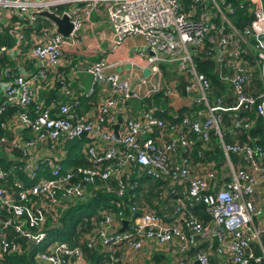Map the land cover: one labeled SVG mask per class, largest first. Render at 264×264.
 <instances>
[{
	"label": "built area",
	"instance_id": "obj_1",
	"mask_svg": "<svg viewBox=\"0 0 264 264\" xmlns=\"http://www.w3.org/2000/svg\"><path fill=\"white\" fill-rule=\"evenodd\" d=\"M184 1L187 0H0V32L10 27L14 36L11 46H0V54L17 60L29 44L27 53L37 66L30 72L17 63L0 71V128L11 132V138L0 135V153L18 149L20 154L8 159L33 181L26 184L15 177L14 189L0 186V213L7 214L5 219L0 216V262L6 254L21 251L20 243L10 239L4 228L11 226L31 245L39 243L46 236L48 212L56 216L71 202L102 186L109 191L111 180L118 181L116 194L121 196L125 186L122 177L133 164L152 178L166 177L184 183L181 194L192 204L204 205L211 228L184 210V204L176 209L178 215L172 221L148 210L136 216L134 205L128 206V216L126 209L119 208L115 214H104L99 229L86 238L87 247L98 244L106 253V260L98 264H139L136 259L128 261V251L139 252L148 241L159 245L175 242L176 255L179 254L175 264H213V249L225 259L224 264H248L250 259L264 264V148L255 140L225 141L227 131L251 129V113L264 118V0H189L187 11ZM98 4L110 25L114 45L128 36L144 38L152 73L160 76V64L177 62L175 67L185 79V90L198 107L195 116L184 115L177 125L167 123L157 115L163 108L155 104L145 107L138 116L128 115L127 102L138 97V93L117 74L106 73L108 65L102 60L86 68L94 84L103 83L107 88L96 114L76 115L67 103L58 105V112L52 114L53 105H46L30 82L38 79L48 88L58 83L62 95L70 94L66 78L58 71L63 49L78 39L81 27ZM59 6L64 8L58 10ZM237 9L246 10L251 16L250 23L241 28L228 18ZM43 10L59 16L66 14L72 29L62 35L50 21L51 27H42L38 32L32 28L31 40L27 42L25 28L34 26V13ZM21 15L27 21L24 24L19 21ZM15 16L18 19L12 22ZM200 52L203 59L214 62L218 81L231 94L230 104L226 103V96L214 93L210 78L197 69L194 58ZM160 91H164L161 77L145 96L149 98ZM168 93L169 89L164 92ZM12 106L20 111L4 117ZM118 109L123 114V132L119 127L115 133L110 126ZM225 113L231 115L229 129L223 125ZM182 128L203 142L215 137L225 158L227 181L219 179L213 169L192 173L187 158L181 163L171 160L178 147L186 152L193 143L186 133L178 132ZM154 129L172 136L176 133L177 137L158 142L150 135ZM82 133H86L83 138L88 141L84 154L89 165L66 167L58 154L59 141ZM231 153L237 154L243 164L235 165ZM46 171L48 177L43 176ZM6 174L0 167V180ZM123 220L127 224L122 229ZM201 237L202 242L198 241ZM204 241L205 248L201 249L199 245ZM195 247L200 250L187 255ZM255 247L258 255H254ZM36 261L90 264L80 246L66 242L49 245L36 255Z\"/></svg>",
	"mask_w": 264,
	"mask_h": 264
},
{
	"label": "trees",
	"instance_id": "obj_2",
	"mask_svg": "<svg viewBox=\"0 0 264 264\" xmlns=\"http://www.w3.org/2000/svg\"><path fill=\"white\" fill-rule=\"evenodd\" d=\"M227 1L232 3L238 2V0ZM189 4V0L184 1V10H189ZM61 8H64V6H59L58 10ZM228 18L237 28H241L249 24L251 21V16L248 15L247 11L240 9H237L233 14H229ZM40 19L48 20L46 18L36 16L34 26H32L35 28L36 32H38L42 27H45L41 24ZM11 20L14 22L17 20V17H12ZM24 22L26 23L27 21ZM10 29V27H5L3 31L0 32V45L6 44L11 46L13 44L11 40H9ZM30 30L31 28H25L26 33ZM207 45H205V47ZM28 47L29 44H27L24 49L27 50ZM202 55L203 53L200 52L194 58L197 69L210 78L212 87L214 88V91H216L215 93L221 94L223 92V87L216 77L215 64L211 60L203 59ZM0 65H8L10 67L15 66L14 62L8 57V55L0 56ZM160 68L164 78L166 79L172 78V74L176 73L175 71H172V65L168 63L160 64ZM254 81L257 83L256 77ZM58 89H60V85L56 83L54 87L48 89L50 90V93H48L49 96L42 98L46 105H53V115L58 112V105L62 104L61 99L64 97L61 92H58ZM85 100L86 99L79 100V103H77L76 110L74 109L76 115H81L80 107ZM229 100L230 98H227L226 103ZM145 101L147 104L153 103L158 106H162L163 112L160 114L158 113L157 115L165 122L176 125L181 123V119L184 115H186L188 110L186 107L182 106L173 111V107L170 105V98L168 95L164 94V91H160L152 95L150 99H146ZM19 111L20 109L17 106L8 107L4 117ZM195 111H197V109ZM172 112L173 114H176L175 117ZM195 115L196 114L194 112L192 116ZM249 117H251L254 122L251 129L246 132H240L239 130L235 133L227 131L225 132V141L233 142L234 140H237L239 142H245L255 140L256 143L260 144L264 148V118L255 116L253 113H251ZM223 118L224 127L229 129L231 125L230 113H225ZM160 131L161 130L158 131V129H154L150 135L154 136L156 132ZM189 134L192 133L189 132ZM0 135H6L11 138V132L1 128ZM191 139L194 143L191 144L190 149H188L183 155H186V157L190 159L193 164H199V167L201 168L195 169V173L202 172V169L204 168L213 169L219 179L227 181L229 177L227 176L225 158L215 137L213 135L210 136L207 142L198 140L194 135L188 140ZM76 144L69 149L66 153V157L63 159L62 163L66 167L89 165V162L82 152V147L76 148ZM9 152H11L10 154L12 156H18L20 154L19 150L15 148H11ZM230 158L235 165L240 163V157L237 154L231 153ZM0 167L7 171L4 180H0L1 187L9 190L14 189L13 179L15 177H19L26 184L33 183V181H30L27 178L25 173L21 172L17 168L15 162L8 159V156L4 154V150L0 153ZM124 175L126 176L124 182L125 186L121 196L116 194L118 181L111 180L108 181V185L111 188L109 191L106 190L105 186H102L94 193H90L87 197L71 202L66 209L60 211L56 216L52 212H48L44 224L47 229L46 236L39 243L31 245L24 237L16 234L11 226L4 228L3 230L8 237H10V239L20 243L21 251L6 254L1 259L0 264H37L36 255L39 252L45 251L49 245L55 242H66L70 246H80L88 257L90 264L104 262L106 260V253L103 250L99 251L97 247H87L86 238L93 235L99 229V221L102 220L104 214H115L119 208H124L126 209L125 214L128 216L129 211L127 208L129 205H134L136 207V216L139 215L142 210H148L154 212L160 217H163L166 221H172L175 216L178 215L176 213V209H180V206L184 204V210L188 211L189 214L201 221L204 226L209 224L210 217L206 213L204 205L192 204L181 194V191L183 190L182 188L185 186L184 183L179 184L178 181L174 182L166 177L159 179L152 178L145 175L137 165L133 164L128 168ZM172 190H175V193H171ZM2 215L6 216L7 214L5 211H2ZM203 243L204 244L199 245L201 249L205 248L206 242L204 241ZM213 245H217V241L215 239L213 240ZM196 250H200L199 247H195L193 251H188L187 255H192ZM164 260L165 257L156 255L151 263L165 264ZM248 264L255 263L249 261Z\"/></svg>",
	"mask_w": 264,
	"mask_h": 264
},
{
	"label": "crops",
	"instance_id": "obj_3",
	"mask_svg": "<svg viewBox=\"0 0 264 264\" xmlns=\"http://www.w3.org/2000/svg\"><path fill=\"white\" fill-rule=\"evenodd\" d=\"M1 18L3 19V16ZM26 27L31 28V30L26 33V40L28 42L31 40L30 34L32 33L33 27L32 25H27ZM9 32V40H11V42L13 43L14 36L11 29L9 30ZM112 39L113 38L110 25L107 23L104 17L101 5L98 4L91 12L89 20L85 22L81 27L78 39L74 42L73 45H66L63 49L62 64L59 66L58 71L66 78L68 86L70 88V94L63 95L64 97L63 99H61L62 103H67L70 106L71 110L74 111V109L76 110V105L77 103H79V100L86 99L85 101H83V104L80 107V114L86 116L96 114L101 99L107 93V88L103 83L94 84L92 82V77L87 72L86 68L88 64L102 60L108 65L105 70L106 73L117 74L120 79L128 81L131 87H133L138 93V97L132 98L127 102L128 115L138 116L145 107L150 105V103L147 104V102L145 101L146 99H150V97L148 98L145 95L149 88L159 79V77H161L164 92H167V90L169 89V93L167 95L170 98V105L173 107V111L179 107L184 106L188 109L186 115L192 116L195 110H198V107H196V105L192 102L189 93L186 92L184 94L179 88L178 85L180 83V80L181 78L184 79V77L180 74L175 66H172L171 68L172 71L176 72L172 74L173 77L171 78V80L164 78L162 70L160 76L150 71L149 66L147 65V44L142 36H128L118 46L113 44ZM27 50L23 48V53L21 54V56L17 60H11L15 65L18 63L25 71L34 72L37 66L34 61L29 58ZM4 55L7 56V54L5 53L0 54V56ZM1 66L2 65H0V69L8 65H4L2 67ZM255 77L257 82H259L257 74H255ZM30 85L36 92L38 97H40L41 99L49 96L48 93H50V90L48 89L50 88L46 86L44 81L34 79L31 80ZM169 85H172L173 89L169 87ZM222 87L223 92L217 95H222L230 98V100L227 102V104H230L232 102L231 94L226 90L223 84ZM58 92H61V90L58 89ZM215 92L216 91H214V93ZM158 107L163 108L162 106ZM118 115H121V117L123 116V114L120 113V109L115 112V122L112 124V126H110L111 130H113V125L117 122ZM173 116L175 117L176 114L174 113ZM119 131L123 132L121 127L119 128ZM178 132L186 133L188 139H190V137L192 138L193 136L183 128L178 130ZM17 134L19 136H22V133L20 132H17ZM23 134L25 135V132H23ZM172 135L173 134L170 135L167 132H156L154 137L158 142L162 143L177 137L176 133L174 134V136ZM82 139L78 140L76 143H78ZM65 141V139H62L58 144L61 150L58 152V154L62 159L66 157V153L69 151V149L76 144L75 143L74 145H72L66 151L64 150ZM190 141L194 143L192 139ZM84 148L85 147H82L83 154ZM9 151L10 150L8 149L4 150V154L7 155L8 158L12 156L10 154L11 152ZM184 153L185 152H183L182 148L178 147L177 151L171 155V160L176 163H181L183 158H187L186 155H183ZM187 160L190 168H192L191 172L195 174V169H200L201 167H199V164H193L190 159L187 158ZM242 164L243 162L240 161L238 165ZM43 176L48 177V172H44ZM0 216L3 217L2 213H0ZM1 221L2 219L0 218V225ZM205 227L210 229L211 223L209 222V224ZM202 241L203 238L201 237L200 242ZM176 247L177 244L175 242L159 245L157 243L148 241L144 244L143 248L139 252L131 253L128 251V261L132 262L136 259L139 261V264H153L151 262H153L154 257L158 255L165 257V264H175L177 262L175 251ZM97 248L99 251H101L102 249L98 244ZM253 252L254 255H258L260 253L259 249L257 248ZM211 259L213 264H224L225 260L221 256H218L214 249L211 250ZM250 261H252V259H250Z\"/></svg>",
	"mask_w": 264,
	"mask_h": 264
},
{
	"label": "water",
	"instance_id": "obj_4",
	"mask_svg": "<svg viewBox=\"0 0 264 264\" xmlns=\"http://www.w3.org/2000/svg\"><path fill=\"white\" fill-rule=\"evenodd\" d=\"M34 15L43 17L51 21L55 26H56V32L60 33L62 35H68V33L72 29V24L70 23V20L66 14H62L61 16L55 14L54 12H50L48 10H43L40 12H35ZM179 88L181 91L185 94V86H184V79L181 78L180 83H179ZM122 121L121 115H118L117 117V122L113 125V130L115 133H117L119 125ZM86 133H82L79 136H74L70 139H66L65 145H64V150H68L72 145H74L80 138L85 137ZM122 180H125V176L122 177ZM5 219L4 217H2ZM127 220L122 221V229L126 226ZM100 247V245H99ZM194 264H198V261H194Z\"/></svg>",
	"mask_w": 264,
	"mask_h": 264
},
{
	"label": "rangeland",
	"instance_id": "obj_5",
	"mask_svg": "<svg viewBox=\"0 0 264 264\" xmlns=\"http://www.w3.org/2000/svg\"><path fill=\"white\" fill-rule=\"evenodd\" d=\"M17 19H18V17H17ZM40 20H41V24H42L43 26H49V27L52 26V23H51L49 20H45V19H40ZM19 21H20L22 24L25 23L24 21H26V20H24V15H21ZM172 66H177V62L173 63ZM169 79L171 80V78H169ZM169 87H171V88L173 89L172 85H169ZM86 142H87L86 139H82L81 141H79V142L76 144V148L85 147V146H86ZM263 238H264V237H263ZM178 255H179V254H178ZM178 255H176V257H178Z\"/></svg>",
	"mask_w": 264,
	"mask_h": 264
}]
</instances>
